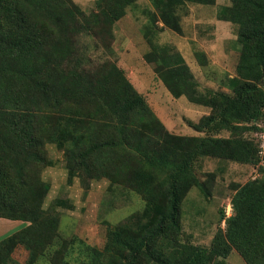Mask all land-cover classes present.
<instances>
[{
  "label": "trees",
  "instance_id": "16d2710c",
  "mask_svg": "<svg viewBox=\"0 0 264 264\" xmlns=\"http://www.w3.org/2000/svg\"><path fill=\"white\" fill-rule=\"evenodd\" d=\"M148 1L144 60L174 98L209 110L189 122L199 136L170 132L116 62L93 67L80 48L90 35L111 49L115 25L138 0H96L90 14L73 0H0V219L24 225L0 240V264H15L19 246L28 252L24 264H227L233 251L246 264H264V166L255 137L264 125V0H229L218 10V20L237 27L240 46L230 93L202 92L179 50L158 42L166 29L182 35L179 12L188 4L216 0ZM196 58L208 65L205 53ZM48 145L63 152L70 185L79 179L88 191L105 180L110 192L142 198L141 211L108 225L102 249L60 234L55 209L72 210L68 201L45 208ZM205 158L263 172L234 186L233 215L221 211L226 228L208 248L185 238L181 211L194 187L210 195L207 181L216 176L201 181L197 172Z\"/></svg>",
  "mask_w": 264,
  "mask_h": 264
},
{
  "label": "rangeland",
  "instance_id": "374dc122",
  "mask_svg": "<svg viewBox=\"0 0 264 264\" xmlns=\"http://www.w3.org/2000/svg\"><path fill=\"white\" fill-rule=\"evenodd\" d=\"M73 1L86 14L95 10L96 0ZM226 5H230L229 0H216L212 6L188 4L179 12L182 16V35L166 29L158 36L160 44L174 46L185 56L202 92L215 90L230 93L229 79L236 76L240 54L237 27L217 17L219 8ZM150 7L148 0H138L137 6L128 10L114 27L115 39L111 49L103 48L99 40L90 35L80 38V48L88 55L89 65L93 67L108 60L116 62L170 132L179 136H199L201 134L191 128L189 122L197 123L209 110L190 103L185 97L174 98L155 74L153 66L144 60L149 47L141 28L146 22L143 11ZM196 52L205 53L208 59L206 67L199 65ZM221 136L228 137L229 133L223 132ZM47 150L52 165L43 172V179L51 186L45 208L57 199L68 201L74 207L72 210L64 207L55 209L61 217L60 234L68 239L79 237L87 244L102 249L108 225L120 224L141 211L144 207L142 198L121 189L110 192L105 180L92 182L88 191L84 190L79 179L70 185L63 152L55 145H48ZM197 172L201 181L208 180L210 174L216 178L213 182L207 181L209 196L198 187L190 191L181 205L182 224L185 238L190 236L192 243L208 248L217 231L226 228L225 221H221V211L231 201L234 186L260 178L263 172L251 165L209 158L201 161ZM0 225V240L24 227L21 222L6 219H0ZM13 258L15 264H24L28 252L19 246ZM226 262L246 264L236 251ZM37 264L49 263L46 258H41Z\"/></svg>",
  "mask_w": 264,
  "mask_h": 264
},
{
  "label": "built area",
  "instance_id": "2783aa9c",
  "mask_svg": "<svg viewBox=\"0 0 264 264\" xmlns=\"http://www.w3.org/2000/svg\"><path fill=\"white\" fill-rule=\"evenodd\" d=\"M262 129L263 130H261V132L255 134V137L257 138V141H258L259 147H260L259 155L262 158L261 164L264 166V125L262 126ZM225 212H226V216L228 218L233 215V205H232L231 201L227 205Z\"/></svg>",
  "mask_w": 264,
  "mask_h": 264
},
{
  "label": "crops",
  "instance_id": "0c3cea01",
  "mask_svg": "<svg viewBox=\"0 0 264 264\" xmlns=\"http://www.w3.org/2000/svg\"><path fill=\"white\" fill-rule=\"evenodd\" d=\"M183 57L185 58V56L183 55ZM187 63H188V61H186ZM189 65V64H188ZM203 109H205V108H203ZM206 113V112H205ZM1 226V225H0Z\"/></svg>",
  "mask_w": 264,
  "mask_h": 264
}]
</instances>
